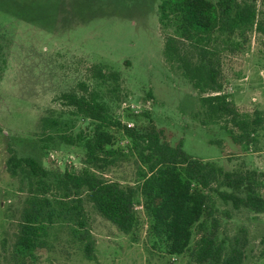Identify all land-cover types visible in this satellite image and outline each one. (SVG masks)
Returning a JSON list of instances; mask_svg holds the SVG:
<instances>
[{"label": "rangeland", "instance_id": "1", "mask_svg": "<svg viewBox=\"0 0 264 264\" xmlns=\"http://www.w3.org/2000/svg\"><path fill=\"white\" fill-rule=\"evenodd\" d=\"M97 1H100L96 3ZM0 0V264H186L198 238L191 234L186 255L168 256L146 234L148 220L137 195L138 226L118 232L87 202H82L86 230L93 242L92 259L72 234V223L46 225L43 245L15 254L14 240L26 186L5 170L8 148L17 157H32L55 179L64 168L82 167L79 147L47 144L40 120L59 117L69 133L86 121L69 116L58 96L85 81L107 102L120 124L142 130L148 119L164 130L171 145L201 161H215L224 171H252L264 176V126L250 146L235 145L217 124L206 122L196 93L174 66L162 57L157 0ZM100 6L101 12L97 8ZM256 28L241 49L221 54L222 92L241 116L264 114V8L255 3ZM103 13V14H101ZM23 14L24 19L17 16ZM80 22V23H79ZM167 33H171L167 30ZM119 76V89L90 79L91 66ZM115 98V102H109ZM114 133L117 156L104 169V178L122 186L138 181L141 166L129 151L128 140ZM264 193V178L260 181ZM218 238H237L242 264H264V213L231 211L214 200Z\"/></svg>", "mask_w": 264, "mask_h": 264}, {"label": "trees", "instance_id": "2", "mask_svg": "<svg viewBox=\"0 0 264 264\" xmlns=\"http://www.w3.org/2000/svg\"><path fill=\"white\" fill-rule=\"evenodd\" d=\"M257 1L264 8V0H157L156 6L159 29L166 31L161 36L164 62L174 66L196 93L205 121L219 125L235 145L252 144L254 133L264 126V114L254 111L241 116L237 112L222 92L220 59L224 52L241 49L247 34L258 29ZM97 8L101 12L99 5ZM22 15L17 16L25 20ZM89 72L95 84L110 83L112 92L119 89L117 73L98 65L91 66ZM57 100L70 117L86 121V125L72 134L59 117L41 118L45 150L53 147L50 144L79 147L82 167L64 168L51 179L37 160L17 157L8 148L6 173L24 182L27 193L17 223L14 255L40 249L46 225L66 220L73 225L72 234L82 245L84 258L91 260L93 242L85 228L82 202L126 235L138 226L134 206L139 195L148 220L147 237L165 254L186 255L192 231L197 229L198 238L186 264H242L238 239L218 238L214 200L231 211L264 213V193L259 192L262 174L224 171L215 161L188 156L181 141L171 145L148 113L143 114L148 121L142 130L120 124L109 104L85 81L77 82ZM112 101L115 98L109 99ZM112 131L128 140L129 151L141 166L138 181L132 186L104 178V169L117 156Z\"/></svg>", "mask_w": 264, "mask_h": 264}]
</instances>
